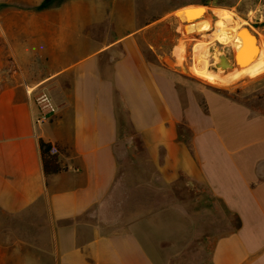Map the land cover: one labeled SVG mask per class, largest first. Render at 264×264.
Masks as SVG:
<instances>
[{
    "label": "crops",
    "instance_id": "1",
    "mask_svg": "<svg viewBox=\"0 0 264 264\" xmlns=\"http://www.w3.org/2000/svg\"><path fill=\"white\" fill-rule=\"evenodd\" d=\"M141 1L0 0V264H153L149 249L170 221L136 186L152 175L124 195L147 200L125 231L81 235L83 217H103L120 199L119 153L134 137L160 184L205 187L236 221L212 264H264V83L253 87L264 70L230 85L185 80L170 57H147L156 51L151 30L169 20L139 17ZM175 23L179 42L201 34ZM223 56L232 67L211 57V71L241 68ZM41 93L56 109L47 121H39ZM41 140L60 171L45 172Z\"/></svg>",
    "mask_w": 264,
    "mask_h": 264
},
{
    "label": "rangeland",
    "instance_id": "2",
    "mask_svg": "<svg viewBox=\"0 0 264 264\" xmlns=\"http://www.w3.org/2000/svg\"><path fill=\"white\" fill-rule=\"evenodd\" d=\"M141 2L136 3L139 17L151 20L167 14L169 20L166 25L151 30L150 35L153 38L149 39V42L154 44L156 51L147 49V57L161 63L165 62V56L170 57L165 63L178 69L180 67L185 80L196 83L195 85L199 87L202 85L208 87V85L198 81V77L190 70L191 66L197 62L196 49L201 44L210 42L209 50L212 53L214 45L218 43L208 37L215 30L216 10L231 11L242 19L244 26L250 28L253 26L264 33V0H142ZM186 5L205 6L207 9L204 16L209 22L211 21L210 28L201 34L190 36L184 34L190 40L184 39L179 42V35L174 30L175 22H182L178 21L174 12ZM260 39L264 41V36H260ZM143 46L146 47V45ZM232 48L230 42L228 45H222L220 50L227 52ZM158 55L161 57L157 58ZM263 83L264 81L260 80L255 82L253 87L256 89ZM235 93V90L232 91V96ZM258 97L262 102L264 93L259 94ZM257 102L255 100L252 104L256 106ZM258 108L264 111V103ZM124 125V134L129 136L132 131L127 123ZM130 146L123 145L119 153L120 173L114 191L120 199L108 202L102 210L103 217L99 216L95 210L83 217L81 220L87 224L82 225L81 235L89 236L95 233L110 235L125 231L128 225L123 222L134 219L135 212L147 208V200L126 199L124 195L137 181L144 180L145 177L149 179V175H152L153 182H141L136 186H139L141 191L151 193L153 210L168 209L169 214L164 218L170 221L167 226L169 230L163 231L162 234V237L166 236V239L161 242L153 241L149 249L153 264H212L216 241L231 232L236 227V221L205 187L186 189L181 188L179 184L173 186L160 184L155 179L154 169L149 163L150 160L143 145L134 137L133 144ZM4 220L8 222L6 218ZM100 220L103 223H100ZM18 234L22 235L21 232ZM23 235L27 236L29 233L24 232Z\"/></svg>",
    "mask_w": 264,
    "mask_h": 264
},
{
    "label": "bare ground",
    "instance_id": "3",
    "mask_svg": "<svg viewBox=\"0 0 264 264\" xmlns=\"http://www.w3.org/2000/svg\"><path fill=\"white\" fill-rule=\"evenodd\" d=\"M206 9L207 8L202 5H189L177 11V13L182 16V22H188L185 26V30L188 34L202 33L210 28V22L203 18ZM215 15L218 20L215 24L214 32L210 35L211 40H216L222 45H228L231 42L236 53V60L242 66L240 69L233 70L227 76H223L219 72L215 73L211 71L209 69V58L212 57V53L209 50V46L211 45L209 42L207 44H201L199 48L196 49V52L198 51L195 54L197 62L191 66L190 71L197 77L203 78L210 83L221 85H230L244 76L263 71L264 42L261 41L259 43L255 37L244 28L243 21H241L242 19L235 13L224 9H218ZM239 37H241L242 41L239 40ZM215 62L222 68L221 70L232 67L221 53L216 55Z\"/></svg>",
    "mask_w": 264,
    "mask_h": 264
},
{
    "label": "water",
    "instance_id": "4",
    "mask_svg": "<svg viewBox=\"0 0 264 264\" xmlns=\"http://www.w3.org/2000/svg\"><path fill=\"white\" fill-rule=\"evenodd\" d=\"M186 6H189V5H186ZM186 6H183V7H181V8H184V7H186ZM179 10V9H178ZM177 10V11H178ZM177 11H175V16H176V18L178 19V20H180L181 22H182V16L181 15H179V13H177ZM184 25H186L188 22H182ZM244 28L245 29H247L248 30V32L249 33H251L252 35H253V37H255V39L260 43L261 42V39H260V37H259V35L254 31V30H252V28H250L249 26H244ZM239 40H241L242 41V39H241V37H239ZM221 46H222V44H220L219 42L216 44V45H214V47H213V49H212V61H211V64H215V60H216V55L217 54H223L224 55V53L227 55V56H229V58L236 64V65H239L240 66V64L237 62V60H236V53H235V51H234V49L232 48L231 49V51H227V52H223V51H221L220 50V48H221ZM241 67V66H240Z\"/></svg>",
    "mask_w": 264,
    "mask_h": 264
},
{
    "label": "trees",
    "instance_id": "5",
    "mask_svg": "<svg viewBox=\"0 0 264 264\" xmlns=\"http://www.w3.org/2000/svg\"><path fill=\"white\" fill-rule=\"evenodd\" d=\"M40 148H41L45 172L49 174L50 172L60 171L61 168L58 165L56 166V162H57L56 156L52 154V145L41 140Z\"/></svg>",
    "mask_w": 264,
    "mask_h": 264
},
{
    "label": "built area",
    "instance_id": "6",
    "mask_svg": "<svg viewBox=\"0 0 264 264\" xmlns=\"http://www.w3.org/2000/svg\"><path fill=\"white\" fill-rule=\"evenodd\" d=\"M35 100L41 109V117L39 121H47L52 115L55 114V106L53 105L50 97L46 93H41L37 95Z\"/></svg>",
    "mask_w": 264,
    "mask_h": 264
}]
</instances>
